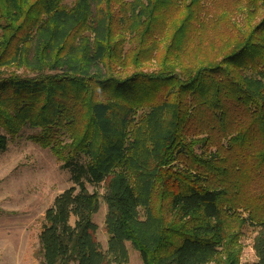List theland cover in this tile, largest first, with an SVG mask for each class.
<instances>
[{
  "label": "trees",
  "instance_id": "1",
  "mask_svg": "<svg viewBox=\"0 0 264 264\" xmlns=\"http://www.w3.org/2000/svg\"><path fill=\"white\" fill-rule=\"evenodd\" d=\"M25 129L72 184L41 264H264V0H0V153Z\"/></svg>",
  "mask_w": 264,
  "mask_h": 264
},
{
  "label": "rangeland",
  "instance_id": "2",
  "mask_svg": "<svg viewBox=\"0 0 264 264\" xmlns=\"http://www.w3.org/2000/svg\"><path fill=\"white\" fill-rule=\"evenodd\" d=\"M196 51H185L183 55L186 60L182 62L186 63L187 59L197 56ZM202 52L209 53V50L202 48ZM149 67L155 68L153 65ZM30 133L32 130H23L10 141L7 151L0 153V264H41L38 233L43 214L57 195L72 186L68 172L60 168V163L51 153L26 139ZM86 187L89 192H97L99 196V207L92 221L97 227L95 240L104 249L107 239L104 232L105 188L90 184ZM237 212L240 217L247 215L246 211ZM254 236L252 227L244 225L241 228V263L255 261L252 250ZM125 245L127 264H141L138 252L129 243Z\"/></svg>",
  "mask_w": 264,
  "mask_h": 264
}]
</instances>
